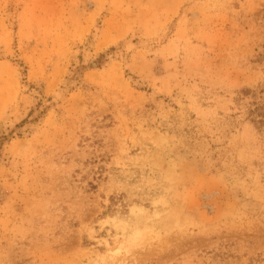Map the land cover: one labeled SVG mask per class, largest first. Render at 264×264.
I'll return each instance as SVG.
<instances>
[{
	"label": "rangeland",
	"instance_id": "1",
	"mask_svg": "<svg viewBox=\"0 0 264 264\" xmlns=\"http://www.w3.org/2000/svg\"><path fill=\"white\" fill-rule=\"evenodd\" d=\"M262 90L264 0H0V264H264Z\"/></svg>",
	"mask_w": 264,
	"mask_h": 264
},
{
	"label": "trees",
	"instance_id": "2",
	"mask_svg": "<svg viewBox=\"0 0 264 264\" xmlns=\"http://www.w3.org/2000/svg\"><path fill=\"white\" fill-rule=\"evenodd\" d=\"M246 114L247 119L256 127L264 139V90L260 91L259 96L254 94V99L249 103Z\"/></svg>",
	"mask_w": 264,
	"mask_h": 264
}]
</instances>
